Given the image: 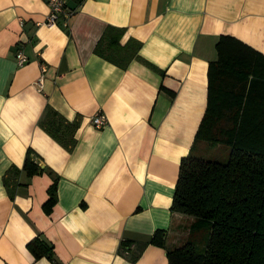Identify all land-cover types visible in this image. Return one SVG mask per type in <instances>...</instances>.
Instances as JSON below:
<instances>
[{"label": "crops", "instance_id": "obj_1", "mask_svg": "<svg viewBox=\"0 0 264 264\" xmlns=\"http://www.w3.org/2000/svg\"><path fill=\"white\" fill-rule=\"evenodd\" d=\"M67 5L68 26H50L45 0H0V264H169L167 247L194 219L171 205L217 43L228 34L264 55V0ZM110 26L121 45L140 43L125 67L98 51ZM99 110L108 125L91 124ZM159 228L166 246L147 243L134 258ZM34 238L52 256L35 255Z\"/></svg>", "mask_w": 264, "mask_h": 264}, {"label": "trees", "instance_id": "obj_2", "mask_svg": "<svg viewBox=\"0 0 264 264\" xmlns=\"http://www.w3.org/2000/svg\"><path fill=\"white\" fill-rule=\"evenodd\" d=\"M121 33L107 28L98 51L125 67L140 43L121 45ZM217 51L209 69L207 110L195 135L197 141L228 144L230 154L226 162L193 151L182 157L171 208L194 217L189 234L208 230L203 249L192 236L168 246L169 264H264V55L228 34L220 36ZM36 165L27 157L24 168L31 173ZM54 191L53 184L47 203L55 200ZM167 233L157 229L134 258L147 243L166 246ZM28 244L35 255L52 256L44 240ZM128 244L121 242L124 249Z\"/></svg>", "mask_w": 264, "mask_h": 264}, {"label": "rangeland", "instance_id": "obj_3", "mask_svg": "<svg viewBox=\"0 0 264 264\" xmlns=\"http://www.w3.org/2000/svg\"><path fill=\"white\" fill-rule=\"evenodd\" d=\"M230 149L231 148L228 144L225 145L224 143L220 142V143L213 145V144H211V142H209L205 139H200V141H197V145H196V147H194L193 153L198 155L199 157L203 156V157L211 159V160L216 159V160L226 162L227 159L229 158ZM179 221L180 220L177 218L176 223ZM192 222H194V219L193 220L192 219H190V220L185 219L182 221V223L187 225L188 230L179 232L178 240L180 243H182L183 240H185L186 238L189 239L192 236L191 240H194V242L197 244V246L199 248L203 249L205 247V244H206V239H205L207 237L206 230H208V229L204 228L202 230L201 229L196 230L194 232H191V234H189L188 232H190V227H191ZM181 229L183 230V228H181ZM186 233H188V234H186ZM173 234H175V232Z\"/></svg>", "mask_w": 264, "mask_h": 264}, {"label": "built area", "instance_id": "obj_4", "mask_svg": "<svg viewBox=\"0 0 264 264\" xmlns=\"http://www.w3.org/2000/svg\"><path fill=\"white\" fill-rule=\"evenodd\" d=\"M49 6L50 13L46 17V23L48 25H55L58 21L62 20L63 24L68 26L69 19L74 14L75 10L71 9L67 5L68 0H45ZM17 63L20 65L26 64L29 61L27 55L24 54L22 50L16 53ZM43 70L45 67L43 66ZM43 81V77H40L39 84ZM90 122L93 126L102 127L108 125L109 119L102 110L97 111L94 116H91Z\"/></svg>", "mask_w": 264, "mask_h": 264}]
</instances>
